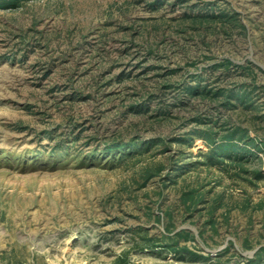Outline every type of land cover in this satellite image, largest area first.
I'll return each mask as SVG.
<instances>
[{
    "label": "rangeland",
    "instance_id": "1",
    "mask_svg": "<svg viewBox=\"0 0 264 264\" xmlns=\"http://www.w3.org/2000/svg\"><path fill=\"white\" fill-rule=\"evenodd\" d=\"M222 12L237 21L195 17ZM226 58L230 73L213 68ZM166 81L158 106L148 92ZM197 81L246 90V105L188 97ZM198 114L219 142L242 127L243 148L210 158L188 133ZM259 170L264 0H0V264L264 262Z\"/></svg>",
    "mask_w": 264,
    "mask_h": 264
},
{
    "label": "trees",
    "instance_id": "2",
    "mask_svg": "<svg viewBox=\"0 0 264 264\" xmlns=\"http://www.w3.org/2000/svg\"><path fill=\"white\" fill-rule=\"evenodd\" d=\"M196 18L199 17H207V18H213V19H222L223 23H230L232 20H236V16L227 14L225 12H222L221 14H199L195 16ZM241 26L244 27V24L240 23ZM235 65L234 62L230 59V58H226L224 60H220L219 62H216L214 64V69H223L225 71V73H230L231 72V66ZM178 84L176 83H172L170 81H166L163 83H160L153 91L148 92L147 96L149 98V101L151 100H155L157 102V105L161 106L164 102V100H166L167 97V89L169 88H177ZM181 88L183 89V91L186 93V95L188 97H201L203 99H209L211 101V103L217 104L218 106H220L221 108H228V109H233L235 108L239 103H243L246 105V96L248 97L249 92L246 90H242L240 92H237L235 90H231L228 87H217V88H211L208 87V85L206 84H202L201 82L197 81L195 84L192 83H184L183 86H181ZM175 100L173 101V103L167 104V109L163 110L162 113L163 115H167L170 113V109L173 107H178V106H183L185 105V101L182 100V98L180 97V95H176V97L174 98ZM191 120L197 122V125H199L198 127L194 128L193 130H191L190 132H188L189 134H197L198 136H201L202 138H205L207 141H209L210 143L214 144V147L211 149L212 152L210 153V158L215 159L217 156L222 155V154H227V155H231V153L237 151L239 148L242 149V146H239V144H237V140H236V135L240 134V138L244 137V133L245 130L240 127L237 126L235 128H232L229 132L222 134V136L220 137V142L218 141V130H216V126H218L219 124L217 123L218 121H212V119L209 116L206 115H195L192 116L190 118ZM223 121V120H222ZM224 124L229 123V119H224L223 121ZM123 137H119L117 139H114L113 141H107L105 140V146L106 149H115V148H120L122 147L124 144L123 142ZM192 140V138H189ZM179 141H186L188 140L185 138H179ZM162 142V143H166V138L162 137V136H153L151 138H149L147 140L146 143H157V142ZM129 145H135L136 142H130L128 143ZM164 169L163 166H159L157 169L153 170L152 168H147L145 171V182L155 176L156 174H158L159 172H161ZM264 174L261 170H259L257 172V177L261 178L263 177ZM201 194H199L198 189H192V190H187L184 191L183 193V200L185 202H188L190 205L191 204H196L198 201L201 200L200 196ZM191 236L190 231L187 230H178L176 231L172 237H176L177 241L179 238H189ZM171 247L172 245L169 244ZM262 251H264V246H261L260 248ZM256 264V263H254ZM257 264H264L263 261H261L260 263L257 262Z\"/></svg>",
    "mask_w": 264,
    "mask_h": 264
}]
</instances>
